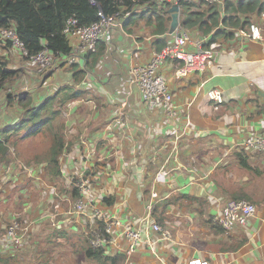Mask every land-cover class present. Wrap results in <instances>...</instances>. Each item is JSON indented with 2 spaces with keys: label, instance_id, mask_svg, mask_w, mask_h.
<instances>
[{
  "label": "crops",
  "instance_id": "0c3cea01",
  "mask_svg": "<svg viewBox=\"0 0 264 264\" xmlns=\"http://www.w3.org/2000/svg\"><path fill=\"white\" fill-rule=\"evenodd\" d=\"M128 15L121 29L111 30L98 44L102 53L88 71L83 57L78 67L86 73L78 85L64 57L57 58L47 73L36 74L18 52L4 49L0 42V55H7L12 67L20 70L8 90L0 92V129L15 124L21 113L16 99L13 107L5 103L6 92L13 93V98L28 92L35 107L64 86L85 91L82 98L65 103L52 122L55 128L61 127L64 137L59 175L52 176L46 163L35 158L46 148L39 144L48 140L42 134L26 137L17 149L6 143L13 154L8 163L0 159V235L17 217L34 225L31 234L35 236L58 228L75 229L84 238L76 225L55 226L51 214L58 205L59 218L65 219L76 193L70 179L86 174L105 214L142 230V243L130 258L116 253L127 243L114 236L107 254L123 256L122 264H187L191 257H202L210 264H264V155L229 151L252 134L264 132V16L254 15L252 20L262 28V41L241 37L238 31L247 26H217L207 34L186 28L193 38L203 39L205 46L215 44V56L210 68L183 78L175 77L179 62L168 60L160 66L159 73L172 94L170 114L146 108L138 89L128 82V70L148 62L159 51L160 39L165 38V45L172 40L171 14L167 31L161 35L154 33L155 15L145 7ZM216 31L225 34L213 38ZM22 76L29 82H20ZM209 89L223 93L218 110L206 95ZM121 106L129 121L127 129L105 133V125ZM20 152L26 161H35L23 162ZM239 154L250 169L240 165ZM16 163L21 169H16ZM160 170L167 174H158ZM17 187L21 189L15 191ZM152 192L158 198L150 213L146 205ZM32 198L39 203L31 221L26 219L25 208ZM231 198L249 201L257 212L245 227L225 233L214 217ZM16 208L23 213L13 211ZM153 222L168 229L173 240H163L154 232ZM68 264L93 263L72 259Z\"/></svg>",
  "mask_w": 264,
  "mask_h": 264
},
{
  "label": "trees",
  "instance_id": "16d2710c",
  "mask_svg": "<svg viewBox=\"0 0 264 264\" xmlns=\"http://www.w3.org/2000/svg\"><path fill=\"white\" fill-rule=\"evenodd\" d=\"M150 0H0V29L12 28L31 57L40 51L47 49L55 58L64 57L70 51V42L63 33L66 22L70 18L77 21V25H88L98 20V13L112 15L123 10L132 17L138 10L144 8ZM220 4L206 3L204 0H191L180 2V24L183 28L195 30L196 28L207 34L215 27L238 28L249 26L254 15L264 11V0H221ZM204 7V8H202ZM195 8V9H194ZM155 15L154 33L164 34L168 28V9H157L154 5L146 8ZM124 26V25H123ZM225 31H216L223 35ZM230 33V32H229ZM227 36L232 37L231 34ZM4 49L11 46L5 41ZM165 38L159 40L158 50L165 45ZM100 44V43H99ZM102 53L98 45L95 53L85 56V69H91ZM26 62L28 60L24 58ZM11 58L0 55V92H5L11 80L18 77L20 70L13 68ZM75 85L82 82L86 73L85 69H79L77 65L69 66ZM74 85V86H75ZM74 86H64L44 100L41 105L31 107L32 98L28 92H21L13 98V93H5V103L14 106V100L21 109L19 120L11 126L0 129V159L8 163L12 159L13 151H10L6 143L15 149L26 137L42 134L45 139L39 144L46 148L35 158L46 163L47 170L52 176L60 174L59 156L63 150L64 137L61 127H54L52 122L60 116L63 105L69 101L80 99L85 91ZM45 127L46 130L43 128ZM37 145V144H36ZM23 162L29 164L34 159H26L18 153ZM240 165L250 169L245 161V156L239 154ZM17 170L21 169L19 163L15 164ZM21 189L15 188V191ZM182 197H176V200ZM59 248H70L72 254L68 262L74 258L75 262L88 261L93 264H122L124 257L121 255H108L104 249H94L88 239L83 238L75 229H53L44 235L35 236L29 234L27 240L20 248L7 254H0V264H55V255L62 253Z\"/></svg>",
  "mask_w": 264,
  "mask_h": 264
},
{
  "label": "built area",
  "instance_id": "2783aa9c",
  "mask_svg": "<svg viewBox=\"0 0 264 264\" xmlns=\"http://www.w3.org/2000/svg\"><path fill=\"white\" fill-rule=\"evenodd\" d=\"M95 4V0H90ZM191 0H150L147 4L154 5L156 8H167L175 3ZM121 2V0H120ZM204 2L212 4H220L221 0H204ZM264 16V14H260ZM98 20L88 25H77L74 18L67 20L63 29V33L70 42V51L64 56L66 65H81L83 57L90 53H95L98 44L103 41L108 33L115 29H121L124 19L127 16L123 10L112 15L98 13ZM180 16V14H179ZM180 22V18H179ZM178 22L177 26L171 33L172 40L167 43L161 50L154 53L152 58L144 64H135L128 70V82L130 85L138 89L143 104L149 110L160 109L167 113H172V94L167 87V83L163 76L159 73L160 66L168 61H177L179 66L175 70L176 78H183L191 73L201 74L213 64L215 56V44L209 46L204 45L203 39H195L189 31L184 29ZM232 29V28H228ZM239 34L247 40L262 41V28L252 22L247 28L240 29ZM0 41L10 42V50H15L20 57L26 58L30 66L36 74H44L50 70L55 56L44 49L34 56L27 57V52L23 49L14 30L0 29ZM192 46V50L186 47ZM206 95L213 104V108L218 110L223 102V93L218 89H209ZM119 108L115 116L105 125V133L112 131H124L128 127V118L123 110L124 106ZM252 150L264 155V132L252 134L242 141L238 146L231 149ZM158 174H167L165 170H160ZM70 183L75 189V200L70 208L64 213L65 219L61 213H58V205L55 206L51 217L54 225H76L83 230L84 237L88 239L90 246L94 249H104L114 243V236L121 237L126 240V247L120 248L116 252L130 258L137 251L142 243V230L131 223H124L116 216L105 214L99 206L97 198L93 193V185L89 175L79 174L76 178H71ZM157 194L152 192L150 200L146 205V209L152 212ZM257 208L252 203L244 199H228L222 205L219 213L214 217V223L221 227L225 233L237 227H245L248 222L255 216ZM58 216V217H57ZM264 217V215H263ZM59 218V219H58ZM154 232L159 233L163 240L172 241L171 232L161 227L156 222L150 224ZM31 234V224L22 222L14 217L4 228V232L0 235L1 253H9L16 248H20ZM151 245L152 242H149ZM187 264H210L207 259L202 257H191Z\"/></svg>",
  "mask_w": 264,
  "mask_h": 264
},
{
  "label": "rangeland",
  "instance_id": "374dc122",
  "mask_svg": "<svg viewBox=\"0 0 264 264\" xmlns=\"http://www.w3.org/2000/svg\"><path fill=\"white\" fill-rule=\"evenodd\" d=\"M150 15V14H149ZM254 18V17H253ZM28 77H24L22 76L20 79V82H22L23 84L28 83L29 81ZM78 106H80L81 104H77ZM96 111V109H92L91 112ZM90 114V112H89ZM196 146H199V144H196ZM38 148H43V146H39ZM232 199V198H231ZM39 202H37V198H32L31 201L28 202V206L25 208L26 211V219L27 220H31L33 219V216H31L32 212L35 210L34 206L36 204H38ZM13 211H17V212H21L23 213V211L19 210L18 208L14 209ZM20 216V215H19ZM8 222L3 223L2 226L6 225ZM31 226L33 227L34 225L31 224ZM1 232V231H0ZM60 252L62 253L61 257L58 253H56L55 255V264H68V259L72 254V250L70 248H59ZM74 259V258H73ZM85 262V261H84Z\"/></svg>",
  "mask_w": 264,
  "mask_h": 264
},
{
  "label": "water",
  "instance_id": "95a60500",
  "mask_svg": "<svg viewBox=\"0 0 264 264\" xmlns=\"http://www.w3.org/2000/svg\"><path fill=\"white\" fill-rule=\"evenodd\" d=\"M178 10H179V3L173 4L168 9V13L171 14V23H170V27H171L170 31H171V33L173 32V30L175 29V27L177 26V24L179 22Z\"/></svg>",
  "mask_w": 264,
  "mask_h": 264
},
{
  "label": "clouds",
  "instance_id": "9594fccd",
  "mask_svg": "<svg viewBox=\"0 0 264 264\" xmlns=\"http://www.w3.org/2000/svg\"><path fill=\"white\" fill-rule=\"evenodd\" d=\"M150 4H146V5H144L145 6V8H147L148 6H149ZM179 5H180V3H179ZM172 6V5H171ZM171 6H167V8H164V9H169ZM158 9V8H157ZM168 11V10H167ZM179 14H180V8H179V10H178V18H180V16H179ZM1 42V41H0ZM1 43H3V42H1ZM3 44H6V42L5 43H3ZM10 46V45H9ZM8 48V47H7ZM72 66V65H71ZM236 149H238V148H236ZM232 150V149H231ZM230 150V148H229V151H231ZM158 198V197H157ZM247 201V200H246ZM249 202V201H248ZM85 238V237H84ZM0 254H5V253H1V250H0Z\"/></svg>",
  "mask_w": 264,
  "mask_h": 264
}]
</instances>
